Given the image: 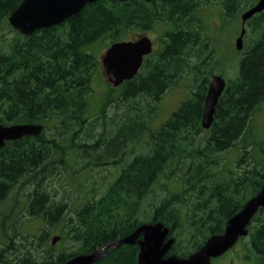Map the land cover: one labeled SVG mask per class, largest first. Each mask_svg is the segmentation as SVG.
I'll return each instance as SVG.
<instances>
[{"label": "trees", "instance_id": "16d2710c", "mask_svg": "<svg viewBox=\"0 0 264 264\" xmlns=\"http://www.w3.org/2000/svg\"><path fill=\"white\" fill-rule=\"evenodd\" d=\"M21 1L0 0V26L15 33L7 39L0 34V123H40L43 128L37 136L25 135L0 148V207L20 184L26 191L14 201L44 227L32 235L11 231L13 223L5 222L13 211L6 216L0 209V264H62L142 223L168 226L174 242L167 254L178 257L222 233L228 218L264 183V150L259 157L250 155L247 147L253 143L243 147L231 170L221 157L245 139L252 113L264 102V10L244 24L256 37L239 50L237 75L226 80L208 129L201 117L214 74L213 46L204 38L200 10L219 1L222 24H231L256 0H98L28 35L7 20ZM157 23L169 26L161 46L144 57L131 79L118 87L110 84L99 113L90 116L98 65L92 46L129 40L132 30H151ZM185 74L194 82L188 96L166 121L152 126L156 103ZM105 166L115 169L113 179L99 191L91 173ZM67 170L75 176L91 172L77 183L83 192L78 204H72L70 183L59 196L47 184ZM156 186L161 196L144 213L143 201ZM59 225L60 240L77 248L54 253L46 245L51 228ZM247 228L238 240H245L243 259L252 256L264 264V207ZM138 251L137 243H124L92 264H137Z\"/></svg>", "mask_w": 264, "mask_h": 264}, {"label": "water", "instance_id": "95a60500", "mask_svg": "<svg viewBox=\"0 0 264 264\" xmlns=\"http://www.w3.org/2000/svg\"><path fill=\"white\" fill-rule=\"evenodd\" d=\"M96 1L98 0H22L8 15L7 20L13 29L22 35H28L37 29L60 24L66 18L77 14L85 4ZM263 10L264 0H256L240 14L241 29L235 39L237 50L243 47L246 20ZM151 51L152 41L147 35L111 43L101 57V65L107 81L111 86L118 87L125 80L131 79L138 72L144 57ZM225 85L226 80L221 75L210 76L201 117V126L204 129H208L213 121L215 106ZM42 128L40 123L10 125L0 123V148L7 141L19 139L25 135L37 136ZM261 207H264V183L255 195L243 203L239 211L228 218L222 233L211 234L199 249L186 257L167 254L174 238L169 236V227L157 221L142 223L132 233L110 241L90 253L76 254L62 264H92L124 243L138 244L137 264H210L212 258L224 254L240 237L247 235V225ZM59 239L60 236L55 235L51 237V243Z\"/></svg>", "mask_w": 264, "mask_h": 264}, {"label": "rangeland", "instance_id": "374dc122", "mask_svg": "<svg viewBox=\"0 0 264 264\" xmlns=\"http://www.w3.org/2000/svg\"><path fill=\"white\" fill-rule=\"evenodd\" d=\"M200 12V15L204 19L205 25L204 38H208L213 46L211 53L212 58L210 62L213 68L212 71L214 72V74L221 75L225 80L235 77L238 71L237 61L240 56V51L235 48V39L241 29V12H239L235 21L231 24H222L224 14L219 1H214L213 3L204 6L200 10ZM0 27V34L3 37L5 36L6 39L15 35V33L10 31L8 27ZM168 28L169 26L167 24L157 23L151 30H132L128 34V37L131 38L130 40H132L141 35H147L152 40L153 48L155 50L161 46L163 33ZM245 28L246 33L243 37V44L249 43L253 38L256 37V32H252L250 30V26L245 25ZM108 45L109 44L107 42H99L93 45L91 49L98 59V65L91 82L93 92L89 96L90 116L99 113V108L102 104V96L104 93H107L110 90V83L107 81L106 75L101 65V57ZM192 84H194L192 75L185 74L178 80L176 86L168 89L162 94V96L156 103L157 112L152 119V126H157L170 117L171 113L175 111L180 103L188 96L190 89L189 87ZM114 90L115 91H112V94L115 96L118 95V88H115ZM112 110L113 108L108 109L107 113L111 114ZM248 143L254 144L247 147V149L251 151L250 155L253 154L256 155V157L262 155L264 150V102L261 103L252 113L245 139L240 143H236L235 147H232L221 154V157L224 160L223 162L225 168L231 170L234 162H236L243 154V147ZM75 166L78 165L75 164ZM114 170L115 169L112 166H105L99 168L95 167L92 170V173L90 172L91 176L96 180L95 184L96 187H99V191H102L108 181L113 179ZM90 173L82 172L78 176H75L71 174L69 170H67L60 177L54 176L49 179L47 181V184H49L48 186L50 187L51 191H55L59 196L61 195L60 192L63 190L62 186L66 187V184L70 183L71 187L69 190V194H71V200L74 202L72 204H78L83 198V192L78 189L79 185L77 183H82L84 178H87ZM18 186L14 188V190L10 194V197L0 207L1 211L4 212L6 216H8V213L11 209L13 211V214L10 215V218L8 220L6 219L5 223L9 226L11 225V223H13L10 227V230L12 231L13 228H16V230L22 235L36 234L41 228L44 227V222L39 217L28 216L24 208H21L23 203H21L20 201H14L15 198H18L24 193V191H26L25 187L20 186L18 188ZM160 193V188L156 186L154 191L151 192V194H149L146 199H144L142 206L144 209V213L150 212L152 205L157 202L155 199L161 196ZM60 230L61 225L51 228L46 245L53 246L54 253L59 252L62 249L69 250L77 248L71 243L70 240L66 241L65 238L61 240L59 239L53 244L51 243V237L60 234ZM18 238L20 237L18 236ZM244 241L245 240L237 241V243L227 252L211 259L210 264H257L256 260L252 258V256L249 260L243 259V252L246 251L245 247L243 246Z\"/></svg>", "mask_w": 264, "mask_h": 264}, {"label": "flooded vegetation", "instance_id": "af4514ba", "mask_svg": "<svg viewBox=\"0 0 264 264\" xmlns=\"http://www.w3.org/2000/svg\"><path fill=\"white\" fill-rule=\"evenodd\" d=\"M151 41H152V40H151ZM153 51H154V48H153V43H152V51H151V53H152ZM151 53H150V54H151ZM148 55H149V54H148Z\"/></svg>", "mask_w": 264, "mask_h": 264}, {"label": "bare ground", "instance_id": "6f19581e", "mask_svg": "<svg viewBox=\"0 0 264 264\" xmlns=\"http://www.w3.org/2000/svg\"><path fill=\"white\" fill-rule=\"evenodd\" d=\"M251 220H252V219H251ZM250 222H251V221H250ZM250 222H249V223H250ZM249 223H248V225H249ZM248 225H247V226H248ZM247 229H248V228H247Z\"/></svg>", "mask_w": 264, "mask_h": 264}]
</instances>
